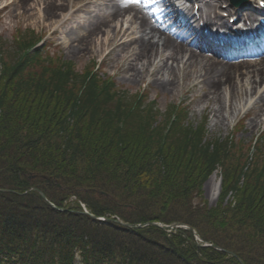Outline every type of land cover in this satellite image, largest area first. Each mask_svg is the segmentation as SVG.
<instances>
[{
    "label": "trees",
    "instance_id": "trees-1",
    "mask_svg": "<svg viewBox=\"0 0 264 264\" xmlns=\"http://www.w3.org/2000/svg\"><path fill=\"white\" fill-rule=\"evenodd\" d=\"M30 43L19 42L12 64L0 45V264H264V157L247 164L229 137L205 142L203 124H155L113 82L26 55ZM219 166L235 202L191 212L192 191ZM112 185L122 204L138 201L135 214L113 204ZM155 204L157 216L140 211ZM176 224L189 229L166 227Z\"/></svg>",
    "mask_w": 264,
    "mask_h": 264
},
{
    "label": "rangeland",
    "instance_id": "rangeland-1",
    "mask_svg": "<svg viewBox=\"0 0 264 264\" xmlns=\"http://www.w3.org/2000/svg\"><path fill=\"white\" fill-rule=\"evenodd\" d=\"M22 2L23 0H0V45L1 48L5 49V52L7 51V54H5L6 58H4L8 60L10 64L13 63L10 58L12 57L14 50L19 47V35L21 34L20 30L24 31L22 32L24 39L30 36L36 37V35H46L45 41L50 44L49 48L52 49V51L46 55H50L53 62L59 63L61 60L72 62L75 66V71L79 73L94 68L97 64L98 68L96 69L100 71V78L102 79L105 77V79H107V77L111 76L115 82V88L119 90V96H122L123 99L130 104L132 102L133 104H137L138 101L141 103L140 108H145L144 110H151L154 112V116L158 119L155 121V124L164 123L165 126L170 118L172 110L174 109V104H179L178 108L182 110L186 116L183 120L185 125L197 128L198 125L203 122L205 123L203 131V135L206 139L205 142L222 139L225 140L227 137H230V135H234V143L238 142L239 139V141L243 142L245 150H250V142L253 137L261 130H264V110L261 120H259L256 124H251L256 113L259 111V109H251V105L253 106L255 99L261 92L264 91V80L258 82L256 85H253L252 76L250 78L249 76H246V73H240V71H235V69L231 67L226 72L228 74V72L232 71V69L234 70L233 73H231L232 77L230 78V85L228 86V81H226V76H224L219 83L215 84L214 87L213 78H211V82H208V80L202 81V77L196 79V77L200 76L201 73H204V70L202 71V68L198 63L190 68V76L187 78V81L185 80V82L183 80L184 72H181L179 69L182 63L180 61L173 62L172 60L169 61V66H171L173 62L177 74L175 79H173L174 83L167 87L160 82L171 80L172 77L174 78L172 74H168V71L163 70L161 74L152 76L147 70L144 73H140L136 78H131L130 73L132 72L130 70L133 64L128 63L126 64L127 66H125V62L120 61L122 60L121 49H113L115 44L122 43L123 41L131 38V36L122 38L121 35L118 34L116 39L112 40L116 34L117 18L110 22V25H105L103 30L99 31L97 34H93L92 37L94 40L89 45L91 50L86 51L85 54L81 56L72 55L69 54L67 50V32H69L72 28L78 30L77 28L87 23L88 20L94 16L96 11H100L103 14L108 15L111 12L107 13V11L111 9L107 5L109 0H70V4L66 8L63 15L56 17L57 20L56 18L49 20L48 17L45 16L46 3H43L45 2L44 0H40V3H38V0L30 1V4L34 7L32 10L34 14L31 18L26 15V9L23 8ZM4 5L8 6L3 8ZM27 10H30V6ZM129 18V16L124 19L119 18V26H129ZM55 20L59 23L55 24ZM125 20H127L126 24L124 22ZM55 29H58L57 35H54L53 33ZM140 34L142 33H136L134 36H138ZM176 40L177 41L174 40L175 42L173 46L177 48V43L179 44L180 41L178 39ZM125 46H130L127 49L135 47L134 44H131V42ZM160 51L162 50L160 49ZM202 52L206 56H212L206 51ZM155 56L156 53H154L150 60H148L150 62L144 60L140 62H133L136 63L134 67L142 69L144 65H148L147 67L149 68V65L152 63L151 61L156 59ZM51 58H48L47 60H52ZM229 64L238 65L239 63ZM198 70L199 72H197ZM221 77L222 76H215L216 80ZM173 80L171 81L173 82ZM215 88H218L217 90L223 100L222 105L225 106L224 110L227 115V119L224 121L222 119L217 120L214 117L212 108L210 107V104H208L207 98L208 96H212V92ZM230 94L232 95L231 107L228 105L230 102ZM108 102L112 103V100H109ZM214 106L215 105H213V108ZM242 118H246V120L242 126L237 129L234 125ZM248 154L250 155L249 151ZM233 160L236 159L231 156L227 160L226 165L229 167L230 161ZM223 171L224 169L219 166L211 175L207 177V179H205L204 183H202V191H200V193L194 190L192 191V205L190 207V209L192 208L191 212H195L196 210L200 211L199 208H203L205 205L207 208H212L218 206L223 201V205L226 206L235 202L236 189L233 190L235 192H228L226 196V193H224V190L222 189ZM242 180L243 178L241 181ZM215 184L217 186L216 188ZM112 187L113 185L107 188L110 190L111 196L116 197V199L112 198L113 204L120 206L125 205L127 208L124 210H129L126 211L128 216L135 214L137 210L129 208L132 206H138V201H135L134 198L128 196L129 193L122 190L120 193L128 196L125 198V200H127L124 202L125 204H122L123 201L117 200V198H120L114 195L117 193V189L119 188L113 189ZM215 192L217 193L215 194ZM101 193L104 196H109L108 192L101 191ZM83 195L85 198L91 199L95 204L98 203L97 200L99 199L97 198H100V196L94 194L90 197V193H83ZM222 195H224V199H222ZM109 198L111 197L109 196ZM72 199H75V197L70 198L68 201ZM158 199L161 200L159 203H162V198ZM153 205L151 208L153 212L150 208L148 211L146 210L147 208L141 207L140 211H143L144 213L149 212L150 216H157L156 214H159L160 212L159 205ZM80 206L84 210L87 208L86 204L83 202L80 203ZM178 207L180 214H183L186 210H188V205ZM202 210H204V208ZM164 212L170 213L169 211ZM155 223H157L158 226L165 228L163 226L164 224L160 221H155ZM125 225L130 227L134 226V224L129 222L125 223ZM183 225L184 224H176V227ZM137 226L144 225L138 224Z\"/></svg>",
    "mask_w": 264,
    "mask_h": 264
},
{
    "label": "bare ground",
    "instance_id": "bare-ground-1",
    "mask_svg": "<svg viewBox=\"0 0 264 264\" xmlns=\"http://www.w3.org/2000/svg\"><path fill=\"white\" fill-rule=\"evenodd\" d=\"M31 0H23V8L26 9V15L33 16L32 10L34 7L30 4ZM46 3V12L45 16L48 17L49 20L55 19L57 16H62L65 12L66 8L70 4V0H44ZM110 4L107 13L108 15L103 14L102 12L96 11L93 17L88 20L87 23L81 25L78 30L72 28L69 32H67L68 40L66 41L67 50L69 54L81 56L85 54L86 51L91 50L89 45L94 40L93 34H97L99 31L103 30L105 25H110L115 18H117V28L116 34L112 38V40L116 39L118 34L121 35L122 38L131 36L130 39L123 41L122 43L115 44L113 49L120 48L121 49V62H125L126 64H133L131 67L130 77L136 78L140 73H144L148 70V73L152 76H157L161 74V72L168 71V74H172L171 80L175 79L176 77V68L173 65V62L180 61L182 65L179 67L180 71L184 72L183 80L187 81V78L190 76V68L195 66L196 64H200L202 71L200 76L202 77V81L208 80L211 82V78H213V84L219 83L221 79L226 76V81H228V86L230 85L231 81V73H233V69L235 71H240V73H246V76L253 77V85H256L258 82L264 80V58L256 62H240L238 65H231L224 60H219L216 57H209L204 55L202 52L201 47L203 44L205 46L211 47L214 46L216 48H220L222 45L221 43H214V40L210 39L209 37L197 35L196 40L194 43L185 39V37L181 36L178 38H174L173 35L176 36L175 28H181L186 33L194 32L195 29L192 25H194V16L189 15L188 19L184 20H177V23L169 24L167 21L174 19L175 10H170V3L173 0H163L160 5L158 3L149 4L146 0H109ZM40 3V0H38ZM220 0H202V18L209 24L214 26L213 24L220 23L221 26L219 28H223L225 31H228L230 27L229 23L224 20L221 15H224V12L221 10L219 11L218 7L220 6ZM30 6V10L27 8ZM85 6V5H84ZM167 7L168 10H163V7ZM172 7V6H171ZM242 8H238L235 14H240L239 19L241 18H250L253 16L251 13V9H246L245 12ZM106 15V16H105ZM129 16V23L130 25L127 27L119 26V18H126ZM212 18H209L211 17ZM206 17V18H205ZM255 16H253L254 18ZM170 18V19H169ZM169 19V20H167ZM57 20V18H56ZM54 21L55 24L58 21ZM184 21V22H183ZM125 24L127 20L124 21ZM137 26H136V25ZM134 27V28H133ZM176 31V32H175ZM136 33H142L138 36H134ZM218 34V31L214 32ZM97 36V35H96ZM121 38V39H122ZM157 38V39H156ZM178 39L180 43L177 42V48L174 47V42ZM175 40V41H174ZM195 41L199 42V46L195 43ZM131 42L134 44L135 47L125 46ZM185 42V43H184ZM160 49L162 51H160ZM156 53V56L152 63L149 65H144L142 69L135 68V64L133 62H140L142 60L150 62V58ZM264 56V55H263ZM172 60V65L169 66V61ZM148 64V63H146ZM137 66V65H136ZM237 66V67H236ZM233 68L232 71L226 73L228 69ZM126 68V67H125ZM245 69V70H242ZM199 72V70L197 71ZM226 73V74H225ZM222 76L221 78L217 79L215 76ZM228 75V76H227ZM160 80V79H159ZM171 80L161 81L160 83L163 84L165 87L174 83ZM185 81V82H186ZM213 87V88H214ZM218 88H215L212 92V96H208V104L212 108V113L217 120L222 119L223 121L227 119V115L225 113L224 107L222 105L223 100L221 95L219 94ZM231 97L230 94L229 98V106L231 107ZM215 103V104H214ZM258 103V105H256ZM254 104L253 109H256L260 106L259 111L256 113L255 118L251 122V124H256L261 120L263 110H264V91L259 96V99ZM213 105L214 108H213ZM215 184V188H216ZM217 191V190H216ZM217 192H215L216 194Z\"/></svg>",
    "mask_w": 264,
    "mask_h": 264
},
{
    "label": "water",
    "instance_id": "water-1",
    "mask_svg": "<svg viewBox=\"0 0 264 264\" xmlns=\"http://www.w3.org/2000/svg\"><path fill=\"white\" fill-rule=\"evenodd\" d=\"M33 189L39 191V193L41 194V196L45 199H47L46 195L44 194V192H42L40 189H38L37 187H34ZM86 213H89V212H86Z\"/></svg>",
    "mask_w": 264,
    "mask_h": 264
}]
</instances>
